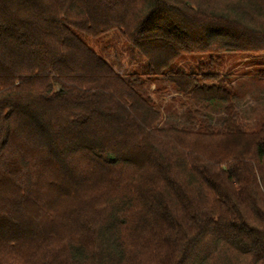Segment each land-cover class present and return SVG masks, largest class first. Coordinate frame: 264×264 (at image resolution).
<instances>
[{"label": "trees", "instance_id": "1", "mask_svg": "<svg viewBox=\"0 0 264 264\" xmlns=\"http://www.w3.org/2000/svg\"><path fill=\"white\" fill-rule=\"evenodd\" d=\"M114 30L147 85L84 39ZM227 53L264 0H0V264H264V119L178 67Z\"/></svg>", "mask_w": 264, "mask_h": 264}, {"label": "rangeland", "instance_id": "2", "mask_svg": "<svg viewBox=\"0 0 264 264\" xmlns=\"http://www.w3.org/2000/svg\"><path fill=\"white\" fill-rule=\"evenodd\" d=\"M84 39L97 53L106 57L121 73L131 75L136 73L140 75L141 82L147 85L148 81L143 77L146 61L122 38L120 31L114 30L103 38L93 39L84 36ZM200 64H203V67ZM178 67L188 71H198L201 68L205 72L218 71L222 75L229 73L231 75L229 79L235 86L234 90L239 92V94L236 93L239 99L246 100L248 98L247 101H250L248 103L256 106V120L247 123L245 128L256 130L260 127L264 119V54L248 56L240 53H227L220 55V58L215 60H211L210 55L207 54L186 55L182 57ZM251 84L256 87L254 86L253 89ZM153 88L154 85L151 86V89ZM253 90L258 91L257 97L259 100L257 101L262 99V105H258L256 97L249 96ZM211 114L217 115L213 112ZM185 116V123L182 122L180 125L193 129L189 125L188 114H185ZM162 125L164 126V123Z\"/></svg>", "mask_w": 264, "mask_h": 264}]
</instances>
